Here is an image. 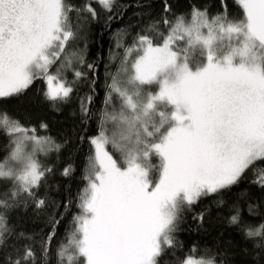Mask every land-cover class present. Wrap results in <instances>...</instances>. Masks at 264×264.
Wrapping results in <instances>:
<instances>
[{"label": "snow or ice", "instance_id": "1", "mask_svg": "<svg viewBox=\"0 0 264 264\" xmlns=\"http://www.w3.org/2000/svg\"><path fill=\"white\" fill-rule=\"evenodd\" d=\"M97 2L111 10L113 0ZM238 4L239 20L209 18L194 9L190 19L161 21L168 26L162 43L140 34L125 49L105 101L110 104L115 95L120 107L102 114L100 134L91 139L95 153L80 197L81 214L67 244L58 249V264H159L166 248L176 246L174 234L185 210L237 185L257 162L264 163V0ZM72 10L65 0H0V98L22 94L37 80L44 82L47 100L70 97L74 81L65 73L71 70L77 79L85 75L75 67L82 56L65 52L76 39L68 16ZM77 11L96 15L90 3ZM164 11H170L167 4ZM81 110L87 111L83 101ZM0 132L14 145L0 160V181L11 185L0 192L3 246L12 234L7 210L23 198L37 208L45 204L37 190L51 169L37 156L53 142L6 111H0ZM108 145L120 153L119 160ZM154 157L158 163H152ZM255 183L264 188V169ZM231 222L239 224L238 212ZM246 235L264 238V224L248 228ZM50 239L42 242V251ZM10 264H36V254L24 245ZM180 264L216 262L188 256Z\"/></svg>", "mask_w": 264, "mask_h": 264}, {"label": "trees", "instance_id": "2", "mask_svg": "<svg viewBox=\"0 0 264 264\" xmlns=\"http://www.w3.org/2000/svg\"><path fill=\"white\" fill-rule=\"evenodd\" d=\"M65 3L73 9L68 16L76 33V39L70 41L65 52L82 56L83 63H74L76 69L85 73L84 77L75 78L71 70L65 73L69 81H74V91L66 101L47 100L41 80L22 94L0 98V111H6L25 128L35 129L37 135L53 142L47 152L37 156L43 168L51 169L37 190V198L45 200V204L37 208L32 199L23 198L7 210L12 234L0 246V264H10L16 250L23 252L24 245L34 250L36 264H58V249L67 244L75 217L81 214L80 197L87 187L85 177L94 156L91 139L100 134L102 114L120 107L121 101L115 95L110 104L105 103L108 85L121 67L125 49L134 44L137 36L147 34L154 37V43H160L168 34V26L161 21L176 17L190 19L194 9L205 12L209 18H242L238 0H113L110 11L97 0H65ZM87 3L95 9V17L87 11H77ZM165 4L170 11H164ZM59 63L53 65V71ZM89 64L93 66L91 69L87 67ZM145 88L157 90L156 86ZM82 101L86 112L81 110ZM105 127L110 134L111 124ZM54 145H59L58 150ZM108 146L119 160L120 153ZM13 147L10 137L0 132V160ZM152 163H158V158L154 157ZM65 169H69V174H64ZM262 169L264 163L257 162L237 185L202 197L185 210L174 234L176 246L166 248L159 264H180L188 256L210 257L216 264H264V238L246 235L248 228L256 229L264 224V188L255 183ZM10 187L9 183L0 181V192ZM237 212L240 222L233 224L231 217ZM49 237L48 250L44 252L42 242Z\"/></svg>", "mask_w": 264, "mask_h": 264}, {"label": "rangeland", "instance_id": "3", "mask_svg": "<svg viewBox=\"0 0 264 264\" xmlns=\"http://www.w3.org/2000/svg\"><path fill=\"white\" fill-rule=\"evenodd\" d=\"M160 43H162V42H160ZM158 90V89H157ZM94 146V145H93ZM108 151L110 152V154H112L113 155V153L110 151V149H109V146H108ZM94 153H95V146H94ZM114 156V155H113ZM114 158H116L115 156H114ZM193 259H199V258H193Z\"/></svg>", "mask_w": 264, "mask_h": 264}]
</instances>
